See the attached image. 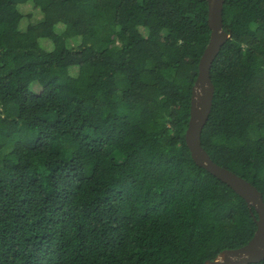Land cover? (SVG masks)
<instances>
[{
    "label": "trees",
    "instance_id": "16d2710c",
    "mask_svg": "<svg viewBox=\"0 0 264 264\" xmlns=\"http://www.w3.org/2000/svg\"><path fill=\"white\" fill-rule=\"evenodd\" d=\"M223 20L202 145L264 198V0ZM210 37L207 0H0V264H206L252 239L186 143Z\"/></svg>",
    "mask_w": 264,
    "mask_h": 264
},
{
    "label": "water",
    "instance_id": "95a60500",
    "mask_svg": "<svg viewBox=\"0 0 264 264\" xmlns=\"http://www.w3.org/2000/svg\"><path fill=\"white\" fill-rule=\"evenodd\" d=\"M207 1L211 37L200 58L198 77L192 89L191 115L185 135L186 143L196 164L208 170L242 196L249 205L254 207L258 217H255L256 232L246 245L225 250L214 260H207L206 264H252L264 260L263 194L250 181L217 164L202 145V132L209 119L215 95L211 69L222 47L231 37V33L224 28L223 9L225 0Z\"/></svg>",
    "mask_w": 264,
    "mask_h": 264
}]
</instances>
